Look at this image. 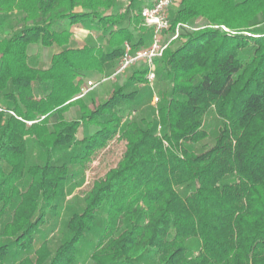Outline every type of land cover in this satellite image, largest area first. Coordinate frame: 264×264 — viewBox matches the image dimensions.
<instances>
[{"label": "trees", "instance_id": "obj_1", "mask_svg": "<svg viewBox=\"0 0 264 264\" xmlns=\"http://www.w3.org/2000/svg\"><path fill=\"white\" fill-rule=\"evenodd\" d=\"M118 1L0 0V31L17 17L0 37V220L9 213L13 226L0 263L32 249L66 181L119 134L120 160L72 208L47 264L86 255L91 264H264V0H176L167 13L178 36L153 60V82L138 61L88 107L78 97L85 78L116 69L125 42L135 51L152 36L145 5ZM73 26L101 30L106 48L70 46ZM35 44L59 48L48 67L30 63ZM72 106L80 115L67 120ZM209 112L221 126L212 146L192 152Z\"/></svg>", "mask_w": 264, "mask_h": 264}, {"label": "rangeland", "instance_id": "obj_2", "mask_svg": "<svg viewBox=\"0 0 264 264\" xmlns=\"http://www.w3.org/2000/svg\"><path fill=\"white\" fill-rule=\"evenodd\" d=\"M129 0H119L118 5L124 9ZM154 0H140L138 5L144 6L146 3ZM17 17H13L11 15V20H5L4 29L0 31V37H2V33L8 32L7 30L13 24H16ZM200 21L196 22V25H199ZM264 28V27H263ZM8 34V33H6ZM88 34V37L86 35ZM76 39L73 40V46H79L86 42L88 45H99L102 48H106L104 33L97 29L95 31H77ZM171 36V32L166 31L163 33V40L167 41ZM151 41V38L149 39ZM149 42V41H148ZM36 47H31L30 53V63L32 64V52H34ZM39 48V60L41 61L39 67H47L49 65V56L50 50L44 49L43 47ZM136 67H132L129 70H126L123 74H119L118 76H111L114 69L107 68L105 72L101 75L98 73H91L88 75L81 88L85 87L87 81H92L93 83L96 81H100L95 87L88 91V93L83 96V100L88 107H93L96 103L103 101L111 92L115 85L121 84L125 78L133 71L137 70ZM100 75V76H99ZM97 76V77H96ZM106 76V77H105ZM111 76V77H110ZM107 78V79H104ZM81 92V90H80ZM40 92L35 90L34 96H39ZM79 95V94H78ZM80 97V96H78ZM156 98V99H155ZM157 101V97L153 95L150 103L146 102V106L153 105ZM5 102L0 99V106L4 107ZM145 110V106H142L141 111ZM140 112H131L129 116L126 118L134 119L136 118ZM144 115L147 112L143 113ZM80 115V111L77 106H72L70 109L64 113V118L69 120L72 118H78ZM56 117H51V122L55 121ZM205 125L207 128V137L197 143H188L187 147L192 152H200L202 150L208 149L212 146L215 136L217 135L218 128L221 126V121L218 119L213 112H209L205 117ZM94 128H91L93 130ZM82 132H85V129L82 127L79 128L77 135L79 137L82 136ZM26 148L29 155L30 162L35 160L36 157V149L33 146V143L29 138L25 139ZM126 141L124 138L119 136V134H115L109 137L103 146L96 149L89 157L88 161L81 167L83 170L82 174H77L72 180L66 181L64 185V195L65 199L63 201L62 206L58 210L56 215H48L46 223L41 226L39 235L35 238L32 249L27 253H22L16 256L7 257L0 264H19V261L24 256L29 258L28 264H47L50 257L53 254L55 248L61 243L63 237L66 234L64 228V222L69 217L72 208L78 209L82 206V197L84 194L90 189L92 182L100 177H102L109 168L114 167L117 162L120 160L122 152L124 150ZM78 169V167H76ZM8 223L5 225V223ZM4 225L7 228L3 231ZM13 226L11 224V214L6 213L5 216L0 220V241L3 240V233H10L12 231ZM74 264H91L90 258L86 256L78 257Z\"/></svg>", "mask_w": 264, "mask_h": 264}, {"label": "built area", "instance_id": "obj_3", "mask_svg": "<svg viewBox=\"0 0 264 264\" xmlns=\"http://www.w3.org/2000/svg\"><path fill=\"white\" fill-rule=\"evenodd\" d=\"M175 1L176 0H154L141 9L140 14L143 24L152 30L151 41L148 46L135 51L132 49L129 43L125 42L123 55L111 76H115L124 72L127 68L138 61H143L148 67L146 75L147 81L150 84L153 82L155 78L153 60L161 56L169 41L175 39L178 36L180 24L176 26L174 32L167 41L163 40V33L170 29L167 9ZM99 83L100 81H96L94 83L92 81H87L85 87L81 88V92L78 96H85L89 90Z\"/></svg>", "mask_w": 264, "mask_h": 264}, {"label": "crops", "instance_id": "obj_4", "mask_svg": "<svg viewBox=\"0 0 264 264\" xmlns=\"http://www.w3.org/2000/svg\"><path fill=\"white\" fill-rule=\"evenodd\" d=\"M152 2V1H151ZM151 2H148V3H146L145 5H148V4H150ZM72 36H71V38H70V41H69V45L70 46H73L72 45V43H73V40L75 39V40H77L76 39V37L77 36H75L76 35V32L77 31H85V30H89L88 28H84V27H82V26H73L72 27ZM90 31V30H89ZM91 31H93V30H91ZM86 37H88V34L86 35ZM86 44V42L84 43V41L82 42V44L81 45H79V46H83V45H85ZM36 47L35 48V50H34V52H32V65L33 66H35V67H39L40 66V63H41V61L39 60V46L40 45H32L31 47ZM79 46H76V47H79ZM40 47H42V46H40ZM44 49H47L48 51L50 50V56H49V61H48V63L50 62V57H51V55L53 54V53H55V52H57L58 51V47L56 46V45H51V46H49V47H43ZM31 49V48H30ZM48 67V66H47ZM41 68H46V67H41ZM105 72V71H104ZM100 76V75H99ZM97 77V76H96Z\"/></svg>", "mask_w": 264, "mask_h": 264}]
</instances>
